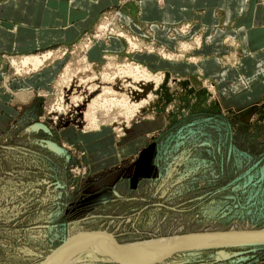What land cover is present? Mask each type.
<instances>
[{
    "label": "rangeland",
    "instance_id": "374dc122",
    "mask_svg": "<svg viewBox=\"0 0 264 264\" xmlns=\"http://www.w3.org/2000/svg\"><path fill=\"white\" fill-rule=\"evenodd\" d=\"M120 12L78 48L2 58L0 96L17 114L0 128V264H45L85 233L127 246L264 231V58L240 72L243 47L189 23L165 30L167 46L148 31L139 41ZM112 39L122 51L90 62ZM15 82L30 87L23 101ZM211 246L157 264H264V244ZM91 249L74 264H120Z\"/></svg>",
    "mask_w": 264,
    "mask_h": 264
},
{
    "label": "crops",
    "instance_id": "0c3cea01",
    "mask_svg": "<svg viewBox=\"0 0 264 264\" xmlns=\"http://www.w3.org/2000/svg\"><path fill=\"white\" fill-rule=\"evenodd\" d=\"M119 11L126 30L140 37L139 41L153 36L160 45L167 46L173 39L165 30L168 27L177 30L189 23L194 33L206 31V36L211 33L207 37L211 43L214 37L230 38L243 47L248 58L239 60L243 64L240 72L244 63L257 64L259 58H264V4L259 0H0V83L7 74L2 66L3 57L78 48L97 31L105 16ZM156 27L159 32L155 33ZM180 34L175 40L183 39ZM123 46L119 39L107 44L100 41L93 44L87 57L99 65L104 52H120ZM65 62L49 65L37 75L40 82L32 88L48 87ZM11 87L21 92L18 95L22 101L27 92L24 89L30 90L18 82ZM16 114L9 96L1 94L0 128H8Z\"/></svg>",
    "mask_w": 264,
    "mask_h": 264
},
{
    "label": "bare ground",
    "instance_id": "6f19581e",
    "mask_svg": "<svg viewBox=\"0 0 264 264\" xmlns=\"http://www.w3.org/2000/svg\"><path fill=\"white\" fill-rule=\"evenodd\" d=\"M223 242L264 244V231L204 232L176 239H161L127 246L116 245L104 234L85 233L69 239L63 247L47 259L45 264H74V255L86 251L89 247L114 261H119L120 264H150L164 256L168 258L176 253L203 248L197 246L212 247L211 245ZM175 249L178 251L169 255ZM166 258L152 264H157Z\"/></svg>",
    "mask_w": 264,
    "mask_h": 264
},
{
    "label": "water",
    "instance_id": "95a60500",
    "mask_svg": "<svg viewBox=\"0 0 264 264\" xmlns=\"http://www.w3.org/2000/svg\"><path fill=\"white\" fill-rule=\"evenodd\" d=\"M38 127H40L41 129H43V130H46V131H48V129L45 127V126H43L42 124L41 125H38ZM176 251H178V250H174L173 252H171L169 255H171V254H173V253H176ZM168 255V256H169ZM224 255V254H223ZM167 256H164L163 258H166ZM163 258H161V259H163ZM161 259H157V260H155V261H153V262H151L150 264H152V263H154V262H158V261H160Z\"/></svg>",
    "mask_w": 264,
    "mask_h": 264
}]
</instances>
